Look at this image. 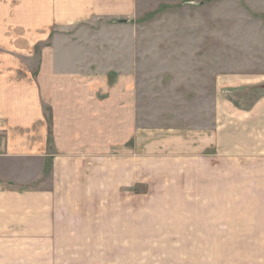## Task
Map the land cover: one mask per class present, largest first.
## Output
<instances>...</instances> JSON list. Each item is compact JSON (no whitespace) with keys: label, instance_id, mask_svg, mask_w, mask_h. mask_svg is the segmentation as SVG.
Listing matches in <instances>:
<instances>
[{"label":"crops","instance_id":"0c3cea01","mask_svg":"<svg viewBox=\"0 0 264 264\" xmlns=\"http://www.w3.org/2000/svg\"><path fill=\"white\" fill-rule=\"evenodd\" d=\"M131 2L26 0L22 26L0 19V264H134L128 254L143 251L144 228L130 230L125 214L112 211L110 191L113 156L127 157L114 154V147L135 140L140 149L132 156L145 158L142 136L122 115L132 108L127 86L108 85L111 69L98 67L91 26L96 18L127 17ZM21 27L25 32H16ZM257 74L236 73L231 82L256 76L264 82V73ZM253 104L241 117L250 148L227 154L230 161L253 159L240 168L247 178L207 183L217 195L202 194V236L217 237L211 264H264V165L255 162L264 157V143L257 149L253 142L264 132L256 127L264 126V95ZM124 167L114 174L122 181L118 188L144 181L138 179L143 167L131 181L136 173L129 166L122 173ZM46 177L50 184L42 186ZM230 189L243 192L230 196ZM225 236L232 237V250L221 244ZM129 237H137L135 244ZM225 252L233 253L231 262L219 255Z\"/></svg>","mask_w":264,"mask_h":264},{"label":"rangeland","instance_id":"374dc122","mask_svg":"<svg viewBox=\"0 0 264 264\" xmlns=\"http://www.w3.org/2000/svg\"><path fill=\"white\" fill-rule=\"evenodd\" d=\"M130 4L133 11L127 17L96 18L91 25L97 36L98 67L111 69L108 85L122 82L128 88L132 108L122 115L129 116L130 130L135 128L142 136L145 157L132 156L140 149L132 139L114 147V154L127 157L113 156L112 211L125 214L130 230L144 228L143 251L129 253V262L207 264L208 249L211 264L217 254L210 246L217 237L202 236L201 198L207 183L247 178L240 168L253 160L241 156L230 161L227 154L250 148L249 128L241 117L264 95V82L256 81L262 78L257 76L244 77L239 85L231 80L236 73H264V0H132ZM25 6L26 0H0V19L22 26L29 14ZM33 52L40 55L39 43ZM49 110L45 107L47 119ZM259 136L253 141L257 149L264 143V132ZM255 162L264 165V157ZM121 163L133 173L143 167L138 179L144 181L118 188L122 181L114 174L121 173ZM225 165L228 170L221 173L219 167ZM136 175L130 174L128 181ZM43 180L42 186H49V179ZM210 189L207 193L217 195L216 188ZM230 190V196L242 191ZM219 240L232 250V237ZM135 241L137 237H129L130 245ZM219 255L231 258L233 253Z\"/></svg>","mask_w":264,"mask_h":264}]
</instances>
